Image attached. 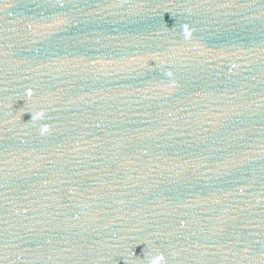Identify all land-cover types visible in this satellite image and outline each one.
Returning a JSON list of instances; mask_svg holds the SVG:
<instances>
[{"label": "water", "instance_id": "95a60500", "mask_svg": "<svg viewBox=\"0 0 264 264\" xmlns=\"http://www.w3.org/2000/svg\"><path fill=\"white\" fill-rule=\"evenodd\" d=\"M0 264H264V0H0Z\"/></svg>", "mask_w": 264, "mask_h": 264}]
</instances>
